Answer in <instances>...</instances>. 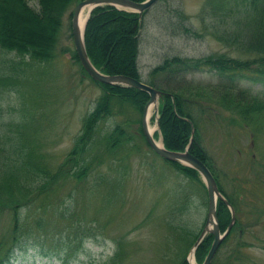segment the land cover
I'll list each match as a JSON object with an SVG mask.
<instances>
[{
	"label": "trees",
	"instance_id": "16d2710c",
	"mask_svg": "<svg viewBox=\"0 0 264 264\" xmlns=\"http://www.w3.org/2000/svg\"><path fill=\"white\" fill-rule=\"evenodd\" d=\"M30 1L0 0V51L18 57L0 60L6 68L0 73V92L12 91L18 102L10 120L0 118V264H10L14 252L28 246L39 248L42 256L50 258L52 254L43 249L45 240L60 246L56 258L75 257L85 239L100 231L103 214L112 221L131 201L128 176L136 160L144 164L147 150L155 155L157 164L158 160L167 163L164 165L173 169V175L171 179L167 174L161 179L154 176L155 182L152 176L150 183L156 185L158 196L141 224L151 223L155 234L164 235L165 245L170 243V248L162 249V257L172 264H189L186 257L199 234L191 227L189 213L197 192L201 188L206 195L207 192L194 168L160 157L147 144L141 126L143 107L149 99L146 91L92 79L72 50L70 55L78 62L81 73L100 92L93 108L80 118L70 147L64 153L45 149L46 135L39 133L43 113L33 101H40V96L33 94L36 79L30 80L23 73L35 70L37 62L55 61L62 31L65 24L70 30L72 7L79 0H35V6ZM173 13L169 21L175 24L174 31L202 37V30L190 22L187 14L180 9ZM200 13L208 18L203 23L205 31L210 29L209 34L217 40L248 56L235 57L220 51L200 56L173 54L149 69L143 79L138 63L143 19L137 12L112 5L92 10L85 26V46L101 72L143 79L163 91L159 129L164 146L184 150L189 145V152L209 167L236 213L230 232L219 246L235 242L224 264H246L248 245L241 234L258 225L264 215L261 213L249 224L241 221L240 201L220 183L194 114L219 106L235 114L233 121L237 123L252 127L264 122V97L238 84L241 79L264 83V0H205ZM202 70L214 71L223 80L201 83L187 78V74ZM29 85L33 92L25 91ZM250 183L242 187L249 190ZM140 201L144 202L141 197ZM252 202L254 210L264 207L263 201ZM216 211L223 231L230 222V210L219 199ZM212 239V234L206 235L195 249L198 263L203 261ZM114 240L113 255L101 264H122L128 256L124 237ZM178 241L184 243L181 250L176 248ZM179 253V258L172 260ZM211 264H215L214 258Z\"/></svg>",
	"mask_w": 264,
	"mask_h": 264
},
{
	"label": "rangeland",
	"instance_id": "374dc122",
	"mask_svg": "<svg viewBox=\"0 0 264 264\" xmlns=\"http://www.w3.org/2000/svg\"><path fill=\"white\" fill-rule=\"evenodd\" d=\"M30 3L36 5L35 0ZM204 3L205 0H159L147 11L138 39V63L143 79L149 69L164 57L173 54L200 56L220 51L235 57L248 56L217 40L209 34L210 29H203V23L208 22V18L202 17L200 13ZM174 9H180L187 14L190 22L202 30V37L183 36L174 31L175 24H170L169 21ZM66 27L67 24L62 31L60 52L55 61L50 64L37 62L35 70L28 69L23 73L30 80L36 79L35 91L31 85L25 86L24 89L26 92L34 91L33 94L40 96V101L34 98L33 101L43 113L39 133L46 135L45 149L60 153L70 147L80 127V118L93 108L100 92L98 86L81 73L78 62L71 57L74 46L70 30ZM11 58L18 59L13 53L0 51V60ZM4 66L0 61V73L6 71ZM187 78L201 83H217L223 80L222 76L211 70L192 72L187 74ZM238 84L249 87L252 92L264 97L263 82L241 79ZM14 94L9 90L0 92V118L3 121L10 120L15 114L12 108L18 106V102L15 101ZM194 115L198 121L202 144L209 153L220 183L227 193L232 197L236 194L240 201L241 221L247 224L254 222L256 218L259 219L261 213L264 215V207L254 210L252 204L253 200L264 202V122L260 121V124L252 127L237 123L233 121L235 114L219 106L206 109L204 114L195 111ZM108 123H104L105 126ZM150 123L156 126L153 114ZM159 161L157 164L155 155L147 150L144 164L140 165L138 160L134 162L127 182L131 201L121 208L119 215L113 216L112 221L108 220L111 218L108 214H103V226L100 231L85 239L75 257L70 255L65 260L56 258L60 246L56 241L45 240L42 247L52 254L50 258L42 256L39 248L28 246L24 250H16L10 264H101L113 255L114 238L117 236L124 237L126 251L129 253L122 264H172V261L161 255L165 246L170 248V243H164V235L155 234L151 223L141 224L145 221L144 215L158 196L156 185L150 183L152 176L154 181V176L161 179L167 174L168 179H171L173 175V169L164 165L167 163L161 161L162 164ZM248 181L251 182L249 185L252 184L249 190L242 187ZM140 197L144 202L140 201ZM206 197L201 188L200 192H197L191 212L189 211V222L195 231L201 230L206 217ZM241 236L248 245L246 252L249 259L246 264L264 263V217L258 225H254ZM233 245L235 242L231 240L219 248L214 257L215 264L225 263V257ZM183 246V241L176 243L178 250ZM179 255L180 253L173 255L172 260L179 258Z\"/></svg>",
	"mask_w": 264,
	"mask_h": 264
},
{
	"label": "water",
	"instance_id": "95a60500",
	"mask_svg": "<svg viewBox=\"0 0 264 264\" xmlns=\"http://www.w3.org/2000/svg\"><path fill=\"white\" fill-rule=\"evenodd\" d=\"M158 0H81L73 8L72 17H71V32L74 43V48L77 53V56L80 60V63L86 70V72L93 78L104 83L108 84H121L136 87L142 89L149 94V99L144 105L142 116H141V125L144 137L146 142L151 147V149L160 155L163 158H166L171 161L180 162L184 165L190 166L197 170L199 173L208 195V207L206 218L203 224V227L195 240L192 248L191 254L194 256V251L203 238L207 234L213 235V240L210 245V248L205 255L201 264H211L212 258L215 255L219 245L221 244L224 237L229 233L232 225L235 222V211L232 205L226 200L221 191L218 188L217 182L211 173L207 165L198 157L189 152L188 146L184 150H171L164 146L161 139V144L157 142V139L154 137V131L150 130L149 117L147 115V109L150 106H153V111L155 115V123L157 128H159L158 122V103L159 99L162 96L163 92L148 83L136 79L134 77L124 75V74H105L99 71L89 59L85 43H84V28L87 22V19L93 10V8L101 5H113L118 8L126 9L129 11L138 12L141 16L142 13L152 7ZM87 9V16L85 19L83 31L79 27V17L81 12L84 9ZM222 199L228 206L231 212V220L224 231L220 230L218 218L216 214L217 200Z\"/></svg>",
	"mask_w": 264,
	"mask_h": 264
},
{
	"label": "bare ground",
	"instance_id": "6f19581e",
	"mask_svg": "<svg viewBox=\"0 0 264 264\" xmlns=\"http://www.w3.org/2000/svg\"><path fill=\"white\" fill-rule=\"evenodd\" d=\"M143 1V0H142ZM86 16H87V9L86 10H83L82 12H81V14H80V17H79V27H80V29H81V31H83V27H84V23H85V19H86ZM152 108H153V106H150V107H148V111H147V115H148V117L151 115V113H152ZM156 128V126H153V125H150V130L151 131H154V129ZM157 142L159 143V144H161V141L160 140H157ZM189 258H190V262H191V264H195V260H194V258H193V255H189Z\"/></svg>",
	"mask_w": 264,
	"mask_h": 264
}]
</instances>
